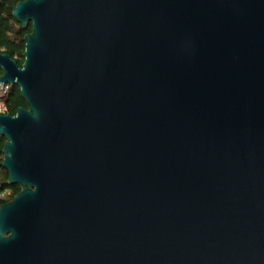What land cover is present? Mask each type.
I'll return each mask as SVG.
<instances>
[{"label":"water","instance_id":"water-1","mask_svg":"<svg viewBox=\"0 0 264 264\" xmlns=\"http://www.w3.org/2000/svg\"><path fill=\"white\" fill-rule=\"evenodd\" d=\"M0 83V264H264V0H25Z\"/></svg>","mask_w":264,"mask_h":264},{"label":"trees","instance_id":"trees-1","mask_svg":"<svg viewBox=\"0 0 264 264\" xmlns=\"http://www.w3.org/2000/svg\"><path fill=\"white\" fill-rule=\"evenodd\" d=\"M25 0H0V52L9 55L20 67L24 64L25 41L24 38L32 31V24L28 28H23L13 16V10L18 2ZM0 73L2 70L0 69ZM8 111L15 116L18 109L27 107L25 99L17 86H12ZM6 138L0 136V207L11 201L19 192L18 185L8 183L9 173L3 167V149ZM9 193L2 197L3 194Z\"/></svg>","mask_w":264,"mask_h":264},{"label":"built area","instance_id":"built-area-1","mask_svg":"<svg viewBox=\"0 0 264 264\" xmlns=\"http://www.w3.org/2000/svg\"><path fill=\"white\" fill-rule=\"evenodd\" d=\"M3 76V72L0 73V78ZM12 89V85L9 83H0V115H6L8 113H10L8 111L9 109V105H8V101H9V95ZM9 193H5L2 195V197L7 196Z\"/></svg>","mask_w":264,"mask_h":264}]
</instances>
